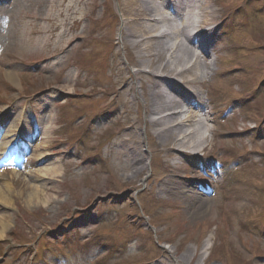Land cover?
I'll list each match as a JSON object with an SVG mask.
<instances>
[{
	"label": "rangeland",
	"instance_id": "1",
	"mask_svg": "<svg viewBox=\"0 0 264 264\" xmlns=\"http://www.w3.org/2000/svg\"><path fill=\"white\" fill-rule=\"evenodd\" d=\"M205 1L207 121L177 152L147 124L120 0H0V264H264V0Z\"/></svg>",
	"mask_w": 264,
	"mask_h": 264
},
{
	"label": "bare ground",
	"instance_id": "2",
	"mask_svg": "<svg viewBox=\"0 0 264 264\" xmlns=\"http://www.w3.org/2000/svg\"><path fill=\"white\" fill-rule=\"evenodd\" d=\"M120 4L125 28L120 32L119 42L131 54L133 75L139 81L140 76L147 75L140 85L146 97L148 126L176 151L184 145L193 146L191 141L197 131L194 126L203 130L207 120L202 119L205 115L202 101L194 88L202 83L204 76L200 53L191 46L199 48L209 41L213 21L209 5L205 0H120ZM165 74L171 77H162ZM186 74L191 76L190 81L180 83V77ZM174 85L189 92L186 95L190 98L180 96ZM178 97L192 99L195 109H183ZM201 140L197 139V145H201ZM135 170L141 171L136 167ZM177 185V181L166 182L160 190ZM0 198L2 201V195ZM210 242L208 238L203 246L205 251Z\"/></svg>",
	"mask_w": 264,
	"mask_h": 264
},
{
	"label": "trees",
	"instance_id": "3",
	"mask_svg": "<svg viewBox=\"0 0 264 264\" xmlns=\"http://www.w3.org/2000/svg\"><path fill=\"white\" fill-rule=\"evenodd\" d=\"M218 259H220L219 256H218Z\"/></svg>",
	"mask_w": 264,
	"mask_h": 264
}]
</instances>
